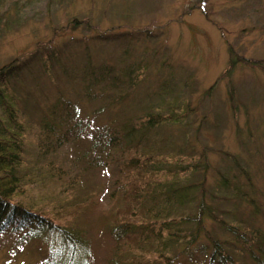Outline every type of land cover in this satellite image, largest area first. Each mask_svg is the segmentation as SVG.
<instances>
[{
	"label": "rangeland",
	"instance_id": "obj_1",
	"mask_svg": "<svg viewBox=\"0 0 264 264\" xmlns=\"http://www.w3.org/2000/svg\"><path fill=\"white\" fill-rule=\"evenodd\" d=\"M74 20L77 29L69 27ZM107 33L122 40L97 39ZM36 45L57 59L46 70L37 57L8 81L24 127L22 201L54 209L92 198L77 229L90 248L86 264H119L135 252L123 238L115 242L105 217L130 194L133 146L164 160L150 171L180 172L140 206L188 218L179 231L194 228L200 216V242L209 234L223 241L226 264H253L226 225L264 237V70L229 68V61H264V0H0V68L29 58ZM185 105L190 114L182 123L147 124L148 116L181 113ZM175 189L177 198L167 192ZM22 234L0 233V264L69 253L54 236ZM177 241L156 250L174 258L186 242ZM195 258L188 264H220Z\"/></svg>",
	"mask_w": 264,
	"mask_h": 264
},
{
	"label": "trees",
	"instance_id": "obj_2",
	"mask_svg": "<svg viewBox=\"0 0 264 264\" xmlns=\"http://www.w3.org/2000/svg\"><path fill=\"white\" fill-rule=\"evenodd\" d=\"M85 22V21H82ZM81 23L74 20L69 27L77 29ZM64 29H56L55 34L62 33ZM129 38L133 35L128 33ZM98 40L102 42H117L122 40L119 33H110L98 35ZM134 39V38H133ZM41 45H36V49L29 54V58L14 59L10 63L0 68V233L9 228L12 232L30 235L31 238L41 239V236L55 237V241L66 245L69 253L62 255L61 252L55 254L49 253V260L44 259L43 262L37 264H86L89 246L83 243L84 237L77 229L79 221L82 220V214L89 210L90 201L81 202L71 207H59L54 209H45L37 204L24 203L22 199L25 195V189L20 184L19 173L23 167L21 152L24 141L23 124L19 116V108L16 105L14 94L8 86V81L16 78L29 68L30 63L37 59L42 61L46 70L49 69L51 60H56L54 50L50 48L40 49ZM52 56V58L50 57ZM51 58V59H50ZM237 64H244L258 67L264 70V61L249 60L244 57L235 56L229 61V68ZM190 114L187 105L183 107L181 113L171 111L167 115H150L147 124H178L182 123ZM105 134L99 133L98 139L103 141ZM109 147H113V138L107 142ZM136 153L133 158L131 152ZM135 147H129L127 159L133 167V172L128 175L129 195L124 199L125 205L116 214L105 217L110 219L112 227L111 235H114L115 242H120L123 238L126 246L129 247L134 255L127 257L119 264H168L173 263L188 264L194 261L197 255H208L211 262L226 264L231 262L228 257L223 241L214 239L209 234L203 237L206 245L200 242L201 227L203 225L199 216L196 226L192 229L179 231L177 228L186 223L188 218L181 216H170L168 211L148 209V207L140 206V201L145 198L144 195H151L155 187L161 183L168 181L175 182L180 176V172L176 171L172 175L169 173H157L150 171L154 164H162L163 159L149 157L147 153H137ZM113 155L112 153L109 154ZM182 162L180 159L175 164ZM190 169L186 165L185 170ZM60 176V174H59ZM170 177V179H168ZM181 189H175L171 193V197L177 198V194ZM185 194H181V196ZM170 198H166V202H170ZM202 200V199H201ZM203 209V208H202ZM199 209V214H203V210ZM227 231L232 234L233 243L238 244L242 250L248 252L249 257L252 255L253 264H264V237L257 230H248L240 225H226ZM189 231V232H187ZM181 234L182 237H178ZM23 235V234H22ZM180 238L181 247L177 249L174 258H166L157 248L178 244L177 239ZM162 242V245H159ZM176 242V243H175ZM227 241V243H229ZM175 243V244H173ZM78 246H83L81 250ZM53 248L49 244V248ZM125 249H120V253ZM164 251V249H161ZM235 251L240 252L236 249ZM255 251V252H254ZM125 252V251H124ZM123 252V253H124ZM122 253V254H123ZM241 253V252H240ZM87 254V255H86ZM251 254V255H250ZM229 259V260H228ZM6 264H12L7 262Z\"/></svg>",
	"mask_w": 264,
	"mask_h": 264
}]
</instances>
